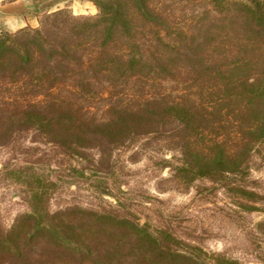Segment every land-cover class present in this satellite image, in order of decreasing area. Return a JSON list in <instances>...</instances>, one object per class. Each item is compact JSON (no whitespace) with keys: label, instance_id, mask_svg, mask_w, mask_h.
Masks as SVG:
<instances>
[{"label":"rangeland","instance_id":"1","mask_svg":"<svg viewBox=\"0 0 264 264\" xmlns=\"http://www.w3.org/2000/svg\"><path fill=\"white\" fill-rule=\"evenodd\" d=\"M17 7L27 21L0 36L58 78L22 94L28 72L0 65V241L20 252L0 264H91L34 221L73 225L78 209L161 234L180 264H264V0ZM29 104L50 112L15 113Z\"/></svg>","mask_w":264,"mask_h":264},{"label":"trees","instance_id":"2","mask_svg":"<svg viewBox=\"0 0 264 264\" xmlns=\"http://www.w3.org/2000/svg\"><path fill=\"white\" fill-rule=\"evenodd\" d=\"M12 36L13 34L0 36V51L8 48L7 42ZM8 52L11 56L3 60V63L0 64L3 66L1 68L11 74L16 72L22 74V70L28 72L27 81L23 83L22 94L26 93L32 96L39 92L38 94L42 96L50 95L51 92L48 90L54 88L52 85L45 86L46 81L55 80L58 76L50 66L43 65L37 69H32L37 51L27 49L18 53L8 48ZM124 61V63L131 62L130 59ZM247 63H251V61L242 62L241 65ZM34 89L38 91H33ZM262 94L263 90L258 91V93L253 92L251 97ZM17 112L30 117L41 116L50 110L47 107L29 104L28 108H17L15 113ZM77 211L80 212L79 221L73 225H67L65 223L67 217H63L59 213L50 214V219L46 223L40 224L34 220L37 229L40 230L41 228L48 231L45 240L52 248L62 252L78 253L79 255L80 253H88V258L92 260L91 264H180V259L188 257L181 249L169 247V244L163 245L161 240H164V237L161 234L157 236L136 221L85 209H78ZM24 216L25 220H28L24 222H27L25 224L28 225L30 218L34 219L31 213H26ZM35 231L36 228L30 229L28 235H32ZM4 240L0 241V254L20 253L17 244L10 243L7 238Z\"/></svg>","mask_w":264,"mask_h":264},{"label":"crops","instance_id":"3","mask_svg":"<svg viewBox=\"0 0 264 264\" xmlns=\"http://www.w3.org/2000/svg\"><path fill=\"white\" fill-rule=\"evenodd\" d=\"M22 4V0H0V26H10L19 21L21 26L27 21V17L20 11L18 12V5Z\"/></svg>","mask_w":264,"mask_h":264}]
</instances>
